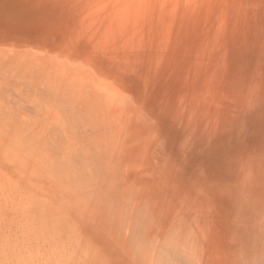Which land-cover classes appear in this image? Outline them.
Here are the masks:
<instances>
[{
	"label": "bare ground",
	"instance_id": "obj_1",
	"mask_svg": "<svg viewBox=\"0 0 264 264\" xmlns=\"http://www.w3.org/2000/svg\"><path fill=\"white\" fill-rule=\"evenodd\" d=\"M150 1V10L134 12L136 16L132 10H143L114 1L111 17L127 10L119 15L122 21L133 16L151 29L176 31L181 44L188 38L207 41L220 30L236 39L264 38V0ZM139 15L143 18L137 19ZM193 60L197 58L190 54L187 62ZM53 61L0 48V165L6 170H0V211L14 210L10 216L22 217L26 228L34 225L42 233L45 229L50 243L62 242V261L51 248L52 260L59 255V264H264V121H243L238 131L242 141L232 146L228 140L236 134L234 114L240 108L228 103L226 93L217 88L220 84L202 80L200 91L193 93L195 106L187 103L179 108L193 118L194 128L213 132L215 147L201 151L208 166L203 170L201 165L175 163L167 155L172 140L165 138L157 148L154 143L143 145L142 163L137 141L143 132L129 127L140 124L132 125L128 117L130 135L123 129L126 123L119 124L127 107L125 96L110 99L112 92L108 96L107 89L89 82L95 81L93 75ZM74 61L68 59L69 66ZM234 109L233 116L228 115ZM3 241L1 245L7 240ZM55 243L58 249L61 244ZM7 252L3 259L9 262L16 252ZM20 261L16 258L15 263ZM23 261L18 264H27Z\"/></svg>",
	"mask_w": 264,
	"mask_h": 264
},
{
	"label": "rangeland",
	"instance_id": "obj_2",
	"mask_svg": "<svg viewBox=\"0 0 264 264\" xmlns=\"http://www.w3.org/2000/svg\"><path fill=\"white\" fill-rule=\"evenodd\" d=\"M114 1L132 5L133 9L143 10H132L134 15V12L142 13L145 11L147 13L153 4L150 0L126 1H130L131 4L126 3L125 0H0V48L16 49L22 54L47 56L52 60L54 59L55 61L53 62L58 61L57 63L62 64L63 68L72 67L88 75H93L94 77H91L95 81L89 80V82L95 83L99 88L104 89V91L107 89L106 92H103L108 96L112 92L108 98H115H112L113 95H124L127 107L124 108V112L119 116V124L122 126V124L126 123L124 125L126 127L122 126L126 131L131 127L137 133H144L140 134L141 139L139 138L137 141L139 143H137L138 147H142L141 152L145 144L152 146L154 143V146L157 148L162 145L161 140H164V138L172 140L167 149L168 154H166L174 159L175 163L185 161L201 165L199 169H203L208 166V162H203V160L205 161V157L201 151L203 149L204 151H208L215 147L216 142L212 134L213 132H206L205 134L204 129L194 128L196 127V123L190 121L193 118L182 114L184 109L179 108L184 107L187 103L195 106L192 103V101H195L193 93L197 92V89L200 91V82L202 80H210L209 84L216 83V86L220 84V88H217L226 93L228 103L232 105L236 104V109L240 108L239 111L236 110L237 114H234L236 117V124L234 123L236 134L232 139L228 140V143H232V146H237L242 141L241 134H238V131L240 128L242 129L243 121L247 123L252 120L258 123L264 121V105H261V103H264L263 37L240 35L236 39L231 37L228 31L220 30L221 32L218 31L217 36L214 34L216 37L212 35L207 41L201 37L197 42L188 38L182 39L181 44L179 33L176 31L151 29L146 27L147 23L143 22L140 24L139 20H134L133 16L128 17L130 18L128 21H122L124 17H119V15L122 14L121 12H126L127 10L116 11L111 17V7H113L112 2ZM121 9H125V7ZM139 18H143V16H137V19ZM131 20L137 22L140 28H136ZM116 23L123 26L119 28ZM190 54L192 58H197V60L187 62ZM70 58L75 59L71 66H69L68 62ZM196 72L199 73L198 77L196 76ZM194 78L195 82L193 81ZM107 91H109V94ZM247 109L249 112L251 111L250 114ZM233 113H235V109L228 115L233 116ZM261 114L263 116L259 118ZM130 115L132 121L128 118ZM130 121L134 126H139L140 124L142 131H138L140 126L137 128L128 127L127 125H130ZM130 131H128L129 135ZM144 131L150 132L145 134ZM154 132L155 134H152ZM142 134L146 139L142 138ZM194 134H197L199 137L193 138ZM140 135L138 134V136ZM138 136L136 137L135 135L136 138L133 137L137 140ZM132 138L131 140L135 141ZM154 139L156 141H153ZM259 142H261V138L259 133H256L255 143ZM163 152L162 154H165ZM143 153H141L142 156L141 154L139 156L142 163L146 160ZM190 153L194 155L192 160L191 155H189ZM194 159L201 160L203 163L200 164ZM0 170L6 171L2 165H0ZM34 193L38 198L39 195L44 198L38 192ZM10 211L14 210L3 211L1 213L3 216H0L1 218L4 217L3 221L0 220V238H2L0 239V245L3 240H7L6 243L3 241L4 246L11 245L12 248H10L12 251H15L10 253L8 250L11 249L7 246L4 247L2 244L0 247L2 262L0 261V263L4 264L5 258L3 256H5V253L8 251L9 255H13L17 250V246L20 250L15 253L17 255H14L15 260L11 259L10 261L8 257L13 258V256L11 257L7 254L6 260H9V262L7 261L8 264L22 263L23 260H20L25 255L27 259L25 260V257L22 259L25 261L23 263L27 264H39L36 261L38 258L40 264L44 260L48 264V257L50 255L49 264H55L54 261H60V259L62 261L65 258L63 250H61L63 248L62 242L60 243L57 240L51 242L52 245L49 241L51 240L50 237L46 235L47 231L45 233V229L42 233V231L38 232L39 229L34 225V228L31 225L26 228L25 224L27 223H23L20 220L22 217L17 218L15 216L17 214L13 212L15 214H13L15 218L13 220L11 218L13 215L11 214L12 216H10L9 214ZM42 214L49 213L47 211ZM8 215L13 221L7 218ZM19 215L22 216L21 214ZM34 233H41L42 235ZM43 240L45 242L49 241L50 245L46 242V247ZM64 240H68L67 237ZM55 242L58 243L56 244ZM54 243L56 246L58 245L57 247L61 244L60 249L58 248L60 252L56 247H53L55 246ZM13 244L16 245L15 249V245L13 246ZM48 246H51L49 247L50 250ZM4 248L5 253H3ZM51 248H53L55 253L57 250V253L61 254L60 259H56L59 258V255H55V259L52 260L55 253ZM29 249L34 254L37 252V259L32 255L33 253L28 254ZM42 249L45 253L41 251ZM19 253L22 257L19 256ZM40 256L43 259L48 257L42 260ZM28 257L33 259H30L33 263H30L31 261ZM16 258H19L20 262L15 263ZM7 262L5 261V264ZM44 262L42 264H45Z\"/></svg>",
	"mask_w": 264,
	"mask_h": 264
}]
</instances>
